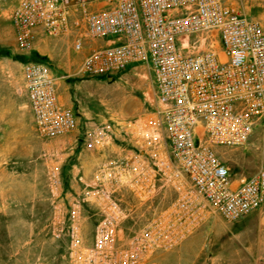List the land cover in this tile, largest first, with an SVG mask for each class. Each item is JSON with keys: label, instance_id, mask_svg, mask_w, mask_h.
Listing matches in <instances>:
<instances>
[{"label": "built area", "instance_id": "built-area-1", "mask_svg": "<svg viewBox=\"0 0 264 264\" xmlns=\"http://www.w3.org/2000/svg\"><path fill=\"white\" fill-rule=\"evenodd\" d=\"M15 49L49 39L81 55L77 73L107 76L141 66L153 116L134 120L140 140L102 162L80 189L47 171L51 235L67 264H147L212 217L235 222L264 205V168L232 169L215 145H244L264 124V27L231 0H7ZM65 76L52 64H22L20 93L37 134L71 133L73 108L59 97ZM112 120L82 140L104 148ZM90 225V227H89Z\"/></svg>", "mask_w": 264, "mask_h": 264}, {"label": "rangeland", "instance_id": "rangeland-1", "mask_svg": "<svg viewBox=\"0 0 264 264\" xmlns=\"http://www.w3.org/2000/svg\"><path fill=\"white\" fill-rule=\"evenodd\" d=\"M231 1L249 19H254L258 9L264 10V5L255 4L257 0ZM5 34H11L8 26L4 28V36ZM41 47L37 52L65 76V89L61 93L74 101L80 112L83 105L92 112L91 118L81 117L76 129L65 135L76 133L78 137H82L90 126L103 120L114 121V118L121 116L122 106L129 98L137 99L141 103V110L138 116L130 117L127 121L148 122L153 116L152 86L150 77L145 76L143 70L127 77L115 76L109 79L105 76H84L77 73L81 55L74 53L68 43L49 39L41 43ZM17 97L27 119L33 124L25 95L18 93ZM68 142L44 144L46 155L40 161L43 165L35 188L41 201L26 202L34 197V191L24 186L0 187V264H38L36 262L40 256L45 264H67L63 257L64 242L53 238L51 223L45 229L48 217H52L53 206L52 201L49 204L44 200L47 194L44 162L55 158V154L59 155L62 159L59 167L62 181H66L68 186L64 190L70 186L80 189L82 186L76 181L77 177L73 178L71 165H68L77 162L69 157L72 153L66 155L77 145ZM214 150L234 170L244 173L256 170L264 160V124L253 128L244 145L234 148L215 145ZM259 216L258 209L235 222L212 217L180 245L159 252L147 264H264V250L260 251L258 244L260 235H264V220H259Z\"/></svg>", "mask_w": 264, "mask_h": 264}, {"label": "crops", "instance_id": "crops-1", "mask_svg": "<svg viewBox=\"0 0 264 264\" xmlns=\"http://www.w3.org/2000/svg\"><path fill=\"white\" fill-rule=\"evenodd\" d=\"M258 1V2H257ZM256 5H264V2L257 0ZM9 4L7 0H0V187L24 186L29 188L34 197L26 202L41 201L36 195L37 179L39 171L42 168L40 161L44 159L46 152L44 144L49 142L55 143H75L77 146L71 148L69 157L76 160L77 163H71L70 171L73 178L81 171L82 178L90 179L98 169V166L108 158H114L124 154L133 147L136 140H140V130L136 129L133 121H127L128 118L138 116L141 110V103L137 99L129 98L128 102L122 106L121 116L114 118L116 125V135L113 142L104 148H97L88 142H84L81 136L76 133L43 138L39 136L31 123L30 119L22 109L23 105L19 101L17 95L20 93L19 85L22 84V62L17 58L19 54H23L15 49L14 33L8 18ZM255 20L264 25V10H257ZM8 26V36H4V28ZM6 33V32H5ZM41 44L36 47L39 52ZM19 68L21 71H18ZM141 66H130L117 73L105 76L107 79L115 76L127 77L133 72H140ZM102 77V76H97ZM65 89V78L59 82L60 101L71 107L76 112L78 119L81 117L91 118L92 112L85 105L81 106L82 112L76 109L74 101L68 96L61 93ZM152 94V89H151ZM127 119V120H126ZM61 137V138H60ZM73 155V156H72ZM264 157V156H263ZM48 159V157H46ZM70 158V159H71ZM62 159L55 154V158H50L44 162L45 167V184L47 194L44 200L51 204L52 198L48 190L47 171L49 169H59ZM41 167V168H40ZM264 168V160L258 168ZM42 170V169H41ZM259 220H264V206L259 208ZM51 223V216L48 217L45 229ZM259 249L264 250V235L259 237ZM39 245V242L36 243ZM53 253V257H54ZM38 264H45L38 257Z\"/></svg>", "mask_w": 264, "mask_h": 264}, {"label": "trees", "instance_id": "trees-1", "mask_svg": "<svg viewBox=\"0 0 264 264\" xmlns=\"http://www.w3.org/2000/svg\"><path fill=\"white\" fill-rule=\"evenodd\" d=\"M17 58L22 62V63H25L27 61H39V62H44V63H47V64H50V62L48 61V59L45 57V56H42L40 55L37 51L33 50L27 54H19L17 56ZM68 165H71L68 164ZM63 185H64V188H67V183L66 181H63Z\"/></svg>", "mask_w": 264, "mask_h": 264}]
</instances>
